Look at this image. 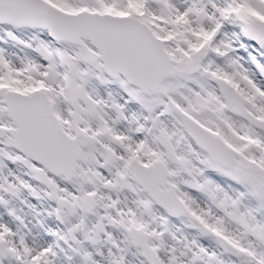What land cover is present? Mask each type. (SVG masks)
Instances as JSON below:
<instances>
[{
	"label": "snow or ice",
	"instance_id": "obj_1",
	"mask_svg": "<svg viewBox=\"0 0 264 264\" xmlns=\"http://www.w3.org/2000/svg\"><path fill=\"white\" fill-rule=\"evenodd\" d=\"M0 264H264V0H0Z\"/></svg>",
	"mask_w": 264,
	"mask_h": 264
}]
</instances>
